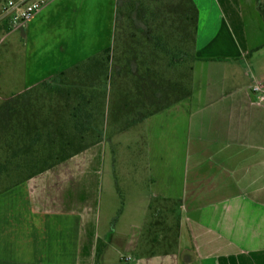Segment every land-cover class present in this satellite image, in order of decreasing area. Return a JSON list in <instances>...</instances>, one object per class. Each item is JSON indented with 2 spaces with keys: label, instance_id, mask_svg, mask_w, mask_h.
Instances as JSON below:
<instances>
[{
  "label": "crops",
  "instance_id": "1",
  "mask_svg": "<svg viewBox=\"0 0 264 264\" xmlns=\"http://www.w3.org/2000/svg\"><path fill=\"white\" fill-rule=\"evenodd\" d=\"M192 1L188 82L168 94L154 85L144 97L146 177L133 181L139 222L126 221L125 206L119 224L104 225L107 144L95 142L0 192V264H95L99 241L100 264H264V97L253 91L264 86V23L255 0ZM115 9L116 0H50L13 26L5 37L25 42V67L19 88L0 87V104L35 100L29 106L41 104V114L49 109L62 123L58 132L81 136L90 80L102 97L92 100L91 120L107 122L113 90L130 86L120 78L113 87L102 62ZM124 104L123 122L134 121ZM64 105L73 112L60 117Z\"/></svg>",
  "mask_w": 264,
  "mask_h": 264
},
{
  "label": "rangeland",
  "instance_id": "2",
  "mask_svg": "<svg viewBox=\"0 0 264 264\" xmlns=\"http://www.w3.org/2000/svg\"><path fill=\"white\" fill-rule=\"evenodd\" d=\"M5 1L0 0V87L15 90L22 83L26 46L17 34L5 37L13 27L10 13L3 9ZM246 5L244 12L248 17ZM197 19L192 0H116L115 39L113 46L105 51L102 62L108 69L112 68L113 87L116 88V83L121 86L122 80L118 81L121 78L129 82V89L113 90L107 122L98 121L100 117L92 121L91 111L95 108L92 100L97 103L96 99L99 101L102 97L87 80L81 93V136L68 130L58 132L62 123L55 121L56 116L51 115L49 109L41 114L44 109L41 104L29 106L35 100L29 105L19 99L12 104L1 103L0 159L16 149L23 162L21 170L8 181L20 180L28 171L43 170L69 154L102 141L107 144L105 178L108 182L102 197L103 223L109 229L114 228L120 223L118 219L125 206L126 221L139 222L138 188L133 181L146 177L145 173L143 175L145 145L141 118L151 107L144 105L145 98L154 85L168 94L172 87L180 90L188 82L195 58ZM261 21L264 23L263 18ZM249 36L252 37V33L249 32ZM73 91V87L68 90L64 103L72 99L69 97H73ZM123 103L130 109L127 117L134 121L123 122ZM62 109H66L65 114ZM59 110L60 117L70 116L68 113L72 114L73 107L64 105ZM94 118H97L95 114ZM66 125L73 126L70 117ZM95 126L103 132H93Z\"/></svg>",
  "mask_w": 264,
  "mask_h": 264
},
{
  "label": "trees",
  "instance_id": "3",
  "mask_svg": "<svg viewBox=\"0 0 264 264\" xmlns=\"http://www.w3.org/2000/svg\"><path fill=\"white\" fill-rule=\"evenodd\" d=\"M256 4H257V8L260 12V15L262 16V18L264 20V0H256ZM107 50H109V49H107ZM18 152L19 151H17L16 149H12L4 158L0 159V192H3L5 190L19 184L20 182L36 175L37 173H40V172L50 168L54 164H56V163H58V162H60V161H62V160L73 155V154H69L65 158L57 160L56 162H54V164L46 167L43 170L28 171L29 173H27L24 177L20 178V180L9 182L8 180H10V178L12 176L15 177V174H16L15 172L21 170V168L23 167V162H22L21 158L19 157ZM9 170L11 171L10 173L8 172ZM6 171H7V173H6ZM4 174H5V178L3 177ZM103 248H104V243L102 241H99L97 243V247H96V263L95 264H100L99 259H100L101 253L103 251Z\"/></svg>",
  "mask_w": 264,
  "mask_h": 264
},
{
  "label": "built area",
  "instance_id": "4",
  "mask_svg": "<svg viewBox=\"0 0 264 264\" xmlns=\"http://www.w3.org/2000/svg\"><path fill=\"white\" fill-rule=\"evenodd\" d=\"M50 0H6L3 9L9 12L11 23L13 26L25 24L31 20L37 12ZM253 91L261 92V97H264V86L262 83H257L253 86Z\"/></svg>",
  "mask_w": 264,
  "mask_h": 264
}]
</instances>
